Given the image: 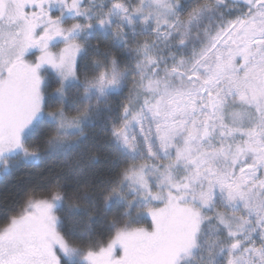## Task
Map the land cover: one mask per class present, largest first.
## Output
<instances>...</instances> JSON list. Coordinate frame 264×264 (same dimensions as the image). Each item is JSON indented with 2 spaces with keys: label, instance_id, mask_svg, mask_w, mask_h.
Returning a JSON list of instances; mask_svg holds the SVG:
<instances>
[{
  "label": "snow or ice",
  "instance_id": "6c2138e0",
  "mask_svg": "<svg viewBox=\"0 0 264 264\" xmlns=\"http://www.w3.org/2000/svg\"><path fill=\"white\" fill-rule=\"evenodd\" d=\"M61 159L0 264H264V0H0V175Z\"/></svg>",
  "mask_w": 264,
  "mask_h": 264
},
{
  "label": "trees",
  "instance_id": "16d2710c",
  "mask_svg": "<svg viewBox=\"0 0 264 264\" xmlns=\"http://www.w3.org/2000/svg\"><path fill=\"white\" fill-rule=\"evenodd\" d=\"M67 171L63 159L42 160L33 166H20L11 175H0V223L4 222L3 209L11 207L13 201L19 199L24 189L46 183L53 173L65 174ZM148 222L150 221L146 219L145 225Z\"/></svg>",
  "mask_w": 264,
  "mask_h": 264
}]
</instances>
